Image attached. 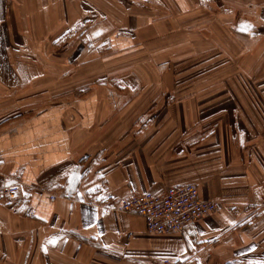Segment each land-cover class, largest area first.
<instances>
[{
  "label": "crops",
  "instance_id": "obj_1",
  "mask_svg": "<svg viewBox=\"0 0 264 264\" xmlns=\"http://www.w3.org/2000/svg\"><path fill=\"white\" fill-rule=\"evenodd\" d=\"M81 1L0 0V264H241L243 259L264 264V207L257 206L264 199V129L257 142L242 144L235 119L226 125L218 121V145L205 140L193 158L186 145L171 171H152L144 151L159 152V144L168 143L169 125L157 128H167L163 136L127 138L128 123L111 120L110 89L91 86L96 73L124 74L123 87L136 100L142 79L131 73L156 78L158 68L148 65L153 58L159 65L177 55L213 57L223 47L216 12L206 10L207 0H160L169 14L155 5L143 9L138 3L144 0H134L138 3L128 9L118 8L108 35L112 51L95 62L83 46L76 45L70 57L53 50L61 34L79 23ZM186 30L211 36L183 35L171 42L173 34ZM177 46L185 50L176 51ZM78 65L82 70H76L72 85L63 82L59 88L65 69ZM35 80H54L55 89L32 88ZM36 94L53 95L54 104L32 114ZM137 106L141 103L120 112ZM262 112L264 124V100ZM116 144H122L118 165L93 162ZM189 184L220 207L181 234L150 235L142 219L106 214L100 205L110 197L160 195ZM4 186L18 187L19 193L3 197Z\"/></svg>",
  "mask_w": 264,
  "mask_h": 264
},
{
  "label": "rangeland",
  "instance_id": "obj_2",
  "mask_svg": "<svg viewBox=\"0 0 264 264\" xmlns=\"http://www.w3.org/2000/svg\"><path fill=\"white\" fill-rule=\"evenodd\" d=\"M203 2L206 3L207 11L216 12L218 15V27L220 28L218 36L222 38L219 41H222L223 47L214 52L213 57H210L212 55L204 57H194L193 54L189 57H186V54L183 55L184 57L177 55L175 59L169 57L171 59L168 60L169 62L159 63V65L153 58L154 61L148 65L154 64V67L158 68L156 71L158 76L154 74L156 78L150 80L143 79L146 74L140 75V70L133 74L131 71L134 68H128L125 71L127 77L137 75L136 77L140 76L142 79L137 80L139 83L137 87L142 95H138L136 100L131 90L123 87L124 74L123 76L120 74L102 76L96 73L91 82L92 87H104L112 92L111 120L115 123L120 121L128 123L127 138L151 135V132L154 135L163 136L170 130L168 143L159 144V152L144 151L146 159L144 161L148 169H153L152 171L157 169L158 171H171L183 160L181 152L186 145L191 148L192 158L198 155V147L205 145V140L212 139L218 145V121L226 125L230 123V120L235 119L234 125L236 131L239 132V138H244L240 142L242 144L244 140L257 142V139L263 136L264 0H207ZM135 3L138 2L134 0H82L80 8L83 16L80 17L79 23L61 34V37L53 43V50H62V53L70 57L72 50L79 45V48L83 46L89 55L96 57L95 62L102 61L101 58L112 51L108 35L114 28V23L118 22L120 14L118 8L128 9ZM138 5L143 9H151L154 5L159 6L161 7L159 11L163 10L167 14L171 11L160 0H144ZM242 27L247 28L243 31L247 32V35L244 37L235 35L234 31ZM120 33L125 32L120 31ZM200 33L211 36L205 31L186 30L173 34L174 37L170 39L172 42V39H178L183 35L185 39H188L189 35H200ZM175 50L182 52L185 49L177 46ZM148 59L150 57L143 58V60ZM142 65L145 69L146 64ZM82 66L78 65L75 70L66 68L65 70L68 71H65L64 76L57 82L58 87L62 88L63 82L66 83L65 86L72 85L74 79L71 78L75 76L77 69L82 70ZM96 70L98 72V69ZM146 71L152 70L146 69ZM55 83L54 80H35L32 88L43 86L51 90L55 89ZM134 102L141 103V106H137V111L120 112L121 108ZM31 103L33 114L37 109L54 104V96L50 94L32 95ZM150 106H152L151 109ZM185 121H188L187 125ZM188 124L191 133L189 138L183 133L188 130L185 127ZM151 125L154 126L153 130ZM160 125H169V129L160 127L158 131L157 128ZM223 129L229 131L231 128L225 126ZM121 146L122 144H116L105 153L104 159L96 158L93 162H104L105 167L118 165L117 152ZM18 193L19 189L11 195H4L1 192L2 196L7 198L14 197ZM263 201L264 199L257 204L260 210L264 207ZM250 261L247 263L246 259H243L241 264H255L256 262L252 259Z\"/></svg>",
  "mask_w": 264,
  "mask_h": 264
},
{
  "label": "built area",
  "instance_id": "obj_3",
  "mask_svg": "<svg viewBox=\"0 0 264 264\" xmlns=\"http://www.w3.org/2000/svg\"><path fill=\"white\" fill-rule=\"evenodd\" d=\"M2 192L11 195L18 192V187L4 186ZM100 205L106 214L142 219L150 235L181 234L188 226L215 214L220 207L216 201L201 199L198 187L193 184L171 187L160 195L145 192L125 199L113 197Z\"/></svg>",
  "mask_w": 264,
  "mask_h": 264
},
{
  "label": "snow or ice",
  "instance_id": "obj_4",
  "mask_svg": "<svg viewBox=\"0 0 264 264\" xmlns=\"http://www.w3.org/2000/svg\"><path fill=\"white\" fill-rule=\"evenodd\" d=\"M240 30H241V31H246L247 28H246V27H242Z\"/></svg>",
  "mask_w": 264,
  "mask_h": 264
}]
</instances>
